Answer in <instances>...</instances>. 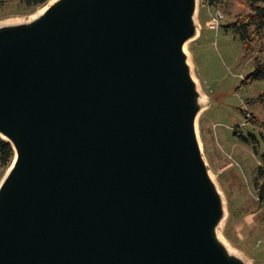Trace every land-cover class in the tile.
I'll list each match as a JSON object with an SVG mask.
<instances>
[{
	"label": "water",
	"instance_id": "1",
	"mask_svg": "<svg viewBox=\"0 0 264 264\" xmlns=\"http://www.w3.org/2000/svg\"><path fill=\"white\" fill-rule=\"evenodd\" d=\"M196 12L50 0L0 24V264H248L199 141Z\"/></svg>",
	"mask_w": 264,
	"mask_h": 264
},
{
	"label": "rangeland",
	"instance_id": "2",
	"mask_svg": "<svg viewBox=\"0 0 264 264\" xmlns=\"http://www.w3.org/2000/svg\"><path fill=\"white\" fill-rule=\"evenodd\" d=\"M44 7L0 0V24L30 21ZM213 8L197 0L198 36L185 47L204 99L197 131L204 159L224 200L220 239L248 264H264V204L258 202L253 184L263 151L264 102L260 97L264 82L244 83L257 62L264 63V32L247 49L222 25L251 11L243 2L224 0L215 8L223 12L224 20L213 32L208 28ZM250 134L260 141L258 154L242 142Z\"/></svg>",
	"mask_w": 264,
	"mask_h": 264
},
{
	"label": "trees",
	"instance_id": "3",
	"mask_svg": "<svg viewBox=\"0 0 264 264\" xmlns=\"http://www.w3.org/2000/svg\"><path fill=\"white\" fill-rule=\"evenodd\" d=\"M28 8H39L45 6L50 0H21ZM224 0H205L209 6L217 8ZM251 11L245 17L236 19L222 28L231 30L234 37L239 39L246 47L249 48L259 35L264 32V0H238ZM253 29V30H252ZM252 30V31H251ZM254 82H264V63L257 62L255 70L245 79V84ZM264 102V94L260 97ZM260 140L263 143V151L260 156L261 163L256 169L254 177V188L257 192L258 202L264 204V124L260 133ZM242 142L248 146H252L253 151L258 154L260 141L253 134L249 135V139H242ZM15 157L13 147L7 141L0 138V181L10 168Z\"/></svg>",
	"mask_w": 264,
	"mask_h": 264
},
{
	"label": "built area",
	"instance_id": "4",
	"mask_svg": "<svg viewBox=\"0 0 264 264\" xmlns=\"http://www.w3.org/2000/svg\"><path fill=\"white\" fill-rule=\"evenodd\" d=\"M206 4L208 5V3ZM223 20H224L223 12L220 9L213 8V12L210 15V21L208 22L209 30L213 32H217L220 29Z\"/></svg>",
	"mask_w": 264,
	"mask_h": 264
}]
</instances>
